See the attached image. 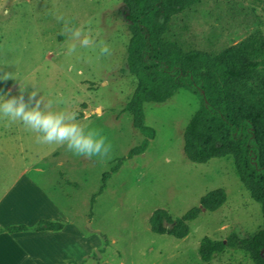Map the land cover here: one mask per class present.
<instances>
[{
	"label": "rangeland",
	"instance_id": "374dc122",
	"mask_svg": "<svg viewBox=\"0 0 264 264\" xmlns=\"http://www.w3.org/2000/svg\"><path fill=\"white\" fill-rule=\"evenodd\" d=\"M11 3L0 0V19ZM32 7L46 46L63 43L56 48V58L79 77L89 94L76 117L85 119L84 126L101 129L112 150L108 158H87L65 147L60 167L17 180L19 168L0 153V264H253L237 249L227 248L208 262L199 255L204 237L221 240L234 232L245 238L264 227V218L259 203L242 185L232 157L194 163L184 155L182 133L200 107L194 93L179 88L164 102L145 103V124L154 135L144 152L128 157L144 136L124 109L136 78L126 68L130 33L122 0H32ZM57 15L75 27L91 20V35L106 42L111 55L98 58L94 51L81 50L65 56L71 41ZM257 31L264 35L260 8L244 0H203L174 17L168 36L185 48L216 52ZM10 39L16 37L11 33ZM9 51L5 43L0 46V56L7 60L26 55L18 47L15 54ZM6 65L0 63V69ZM119 159L123 162L112 172ZM219 187L224 188L226 200L214 211L202 209L189 222L187 236L150 230L149 217L156 209L169 215L170 221L164 220L169 229L199 204L200 197ZM40 220L61 222L63 227L37 231L43 226Z\"/></svg>",
	"mask_w": 264,
	"mask_h": 264
},
{
	"label": "trees",
	"instance_id": "16d2710c",
	"mask_svg": "<svg viewBox=\"0 0 264 264\" xmlns=\"http://www.w3.org/2000/svg\"><path fill=\"white\" fill-rule=\"evenodd\" d=\"M203 0H122L130 37L126 46V68L136 85L124 105L132 126L144 136L128 157L145 151L154 131L145 124L144 104L166 101L177 89L185 88L200 100V107L186 124L183 152L194 163L212 158H233L239 179L250 197L259 203L264 218V35L254 32L239 42L216 52L185 48L168 36L174 17ZM264 12V0H244ZM124 159V158H123ZM119 159L111 171L123 162ZM110 175L104 173L103 182ZM103 185L99 192L102 191ZM226 200L224 188H215L200 197L172 227L170 217L156 209L149 217L150 230L183 238L189 222L202 208L214 211ZM36 230H60L61 222L40 220ZM17 228V230H21ZM227 248L237 249L253 264H264V227L241 238L230 232L224 239L204 237L199 255L208 262Z\"/></svg>",
	"mask_w": 264,
	"mask_h": 264
},
{
	"label": "crops",
	"instance_id": "0c3cea01",
	"mask_svg": "<svg viewBox=\"0 0 264 264\" xmlns=\"http://www.w3.org/2000/svg\"><path fill=\"white\" fill-rule=\"evenodd\" d=\"M10 1H12L10 9H4L6 15L0 19V46L5 43L10 49V54L11 52L15 54V49L18 47L24 50L26 55L23 57L19 54L18 57L9 60L0 56V63L11 65L0 69V76L5 73L11 76L3 80V83L0 80V94H4L5 98L16 96L23 88L26 99L33 91L37 92V99L41 98L45 102L63 96L66 103L54 106V110H66L77 115L80 104L87 102L89 94L79 82V77L72 76L69 68L56 58V48H61L63 43H54L53 47L46 46L39 19L34 14L32 0ZM21 12L24 14L22 19L19 17ZM11 33L16 40L10 39ZM18 36L23 39L17 41ZM80 75L83 76V72ZM76 120L82 126L85 125V119L76 117ZM64 148L63 145L39 144L36 142V134L26 130L22 124L0 120V153L19 168L16 180L31 172L43 174L55 166L60 167ZM46 160H50L48 165L43 163ZM43 164L45 168L41 166ZM70 182L67 181L69 186ZM27 188L29 189V186ZM3 198L5 196L1 200ZM16 199L17 195H15Z\"/></svg>",
	"mask_w": 264,
	"mask_h": 264
},
{
	"label": "clouds",
	"instance_id": "9594fccd",
	"mask_svg": "<svg viewBox=\"0 0 264 264\" xmlns=\"http://www.w3.org/2000/svg\"><path fill=\"white\" fill-rule=\"evenodd\" d=\"M57 22L63 25L62 31L70 37L65 56L71 57L81 50H91L97 57H108L111 49L104 41H97L91 35L92 21L86 26L75 27L71 20L63 15L56 16ZM11 78L5 73L0 80ZM66 103L63 96L50 99L47 102L37 99V92L28 94L21 88L16 96L5 98L0 94V120L10 123H20L26 130L36 134V142L46 145H63L66 149L79 157L108 158L112 146L99 128L82 126L76 120V113L66 110H54V106Z\"/></svg>",
	"mask_w": 264,
	"mask_h": 264
},
{
	"label": "water",
	"instance_id": "95a60500",
	"mask_svg": "<svg viewBox=\"0 0 264 264\" xmlns=\"http://www.w3.org/2000/svg\"><path fill=\"white\" fill-rule=\"evenodd\" d=\"M202 209H204V208H202Z\"/></svg>",
	"mask_w": 264,
	"mask_h": 264
}]
</instances>
